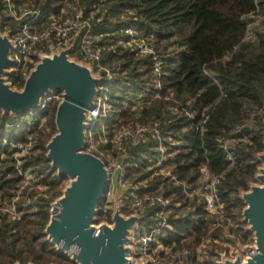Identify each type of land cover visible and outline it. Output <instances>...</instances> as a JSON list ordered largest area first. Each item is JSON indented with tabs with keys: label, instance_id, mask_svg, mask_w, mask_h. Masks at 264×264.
<instances>
[{
	"label": "trees",
	"instance_id": "trees-1",
	"mask_svg": "<svg viewBox=\"0 0 264 264\" xmlns=\"http://www.w3.org/2000/svg\"><path fill=\"white\" fill-rule=\"evenodd\" d=\"M26 1L41 9L42 19L69 14L71 6L91 18L94 45L100 50L101 62L113 73L107 96L109 113L104 119L108 135L129 126L153 124L167 154L163 167L177 180L195 186L203 164L210 175L222 172L216 190L224 203L222 223L229 234L223 237L246 244L251 232L241 221L244 203L240 192L254 182L260 165L256 155L264 151V110L260 112L264 103V0ZM3 16L0 4L2 31L7 24ZM125 30H132V36ZM131 38L147 42L152 53L141 54L136 46L128 45ZM8 78L17 89L22 87L24 80H18L14 73ZM141 92L145 93L143 104L136 105L134 99ZM59 101L52 99L34 113H0V136L20 143H26L29 136L35 140L22 167L33 172L39 186L44 187L21 192L19 218L0 216V264H76L57 250L44 232L50 204L61 195L67 178L58 175L46 157ZM251 115L250 127L243 130L248 141L233 146L234 161L228 166L220 144ZM6 123L12 126L6 128ZM94 136L98 138L97 132ZM124 145V151L103 146L113 157L128 151L126 178L139 184L141 193L162 192L170 198L173 211L187 204L193 207L185 215L170 214L164 244L175 249L196 247L210 228L211 217L201 203L189 201L168 177L150 176L157 155L153 136L145 134L140 143L125 141ZM15 166L13 151L7 146L0 148V201L12 198L21 183ZM104 200L97 205L96 224L111 222L112 209L104 208ZM133 211L124 198L121 213L130 215ZM143 221L142 217L138 229L148 226ZM220 233V228L211 231L206 260L198 264H218L219 252L227 250L213 242Z\"/></svg>",
	"mask_w": 264,
	"mask_h": 264
},
{
	"label": "built area",
	"instance_id": "built-area-1",
	"mask_svg": "<svg viewBox=\"0 0 264 264\" xmlns=\"http://www.w3.org/2000/svg\"><path fill=\"white\" fill-rule=\"evenodd\" d=\"M0 4H2L5 12L6 20L14 24L13 27H9L6 24V30L2 31V33H8L12 41V48L9 54L11 61L7 67L5 78L13 88L17 89L16 85L12 84L8 78L10 73H14L18 80H24L41 54H51L62 48H69V54L72 56L73 53L77 56L79 55L81 61H77L90 67L94 75L100 76L93 104L86 110L87 129L85 131L84 150L96 155L104 162L109 172V181L106 189L107 195L111 194L108 186L111 184H115V186L119 185L127 190L124 198L127 200L129 207L134 210L132 214L139 215L141 219L140 210L146 207L150 209L147 220L142 222L143 224L148 223V226L142 229H138L136 226L133 230L132 251L129 254L132 262L135 264L201 263L206 260V249L210 241L211 231L216 228H220L221 233L213 242H219L222 246L227 247V250L219 252L216 262H221V256L233 259L235 254H238L241 260H243L244 254L241 252V249L246 244L231 243L223 237L229 234L227 227L222 223L225 214L224 203L219 198L216 190V185L222 172L210 175L206 165L203 164L199 167V176L195 186H190L184 181L177 180L170 170L163 167L167 154L160 131L153 124L129 126L116 132L111 137L108 135L104 127V119L109 113L107 96L113 80V73L109 66L101 62L100 50L94 45L95 38L91 34V18L84 17L76 7L69 14H63L59 18L50 15L47 19H42L41 9L30 5L26 0H0ZM125 32L132 36V30H125ZM248 36L249 34L246 35V37ZM127 44L136 46L141 54L152 53V48L145 41L131 38ZM143 96H145L144 92L137 94L134 99L136 105L143 104ZM52 99H61V95L55 92L43 97L39 109L43 108ZM263 110L264 103L260 112ZM253 115L245 122L237 125L233 130L234 134L224 138L220 144L225 159L229 163L228 166L232 165L234 161L231 151L233 146L236 143L248 141V136L243 130L245 127H250ZM11 126V123L5 124L6 128H10ZM2 130V127H0V133ZM95 132L98 134L97 139L94 136ZM145 134H150L157 141V155L154 164L151 166L150 176L168 177L179 186L181 192H183L189 201L195 200L197 203H201L206 215L211 217L210 228L193 249L186 247H176L177 249H175L173 246H168L163 242L165 230L170 229V214L173 213L174 217L178 214L185 215L193 207L187 204L184 208L173 211L171 209L170 198L166 197L162 192L155 190L141 193L139 184H134L126 178L125 164L117 161L116 157H113L108 152V149L103 146L110 145L113 151H124L125 141L136 145L141 142ZM34 142L35 140L30 136L26 143H20L8 139L6 136H0V148L7 146L13 151L15 168L18 175L21 176V183L13 197L9 200L0 201V216L4 215L12 220L19 218L21 213L17 202L21 192L24 189H44V187L39 186L37 183L34 173L22 167L24 157L29 154L34 146ZM35 198L36 196H34V200ZM124 198L122 197V202ZM173 205L176 207L178 203H173Z\"/></svg>",
	"mask_w": 264,
	"mask_h": 264
},
{
	"label": "water",
	"instance_id": "water-1",
	"mask_svg": "<svg viewBox=\"0 0 264 264\" xmlns=\"http://www.w3.org/2000/svg\"><path fill=\"white\" fill-rule=\"evenodd\" d=\"M11 48L9 34L0 30L2 116L36 112L43 97L61 92L55 112L57 132L46 144V157L57 174L66 175L70 181L50 204L49 221L44 228L48 240L76 264H135L129 254L132 233L140 216L121 213L122 201H119L112 209L110 223L94 222L97 205L109 181L104 162L84 150L86 110L93 104L100 76L94 75L86 64L71 58L69 48H62L41 54L22 87L15 89L5 78ZM256 157L260 165L254 182L240 192L244 203L241 221L251 232V243L241 249L243 260L238 254L233 259L221 256L218 264H264V151Z\"/></svg>",
	"mask_w": 264,
	"mask_h": 264
},
{
	"label": "rangeland",
	"instance_id": "rangeland-1",
	"mask_svg": "<svg viewBox=\"0 0 264 264\" xmlns=\"http://www.w3.org/2000/svg\"><path fill=\"white\" fill-rule=\"evenodd\" d=\"M73 9H75L74 6H71V9H69V10H73ZM3 17L5 18V16H3ZM6 22H7V25L10 24L7 20H6ZM0 30L2 31V29H0ZM70 57L71 58H74V59H76L78 61H81L80 60L81 58L79 57V55L77 56L76 54H73V56L70 55ZM56 132H57V129L55 127V131L53 132V135ZM129 157H130L129 156V153L127 151L124 154H117L116 159H117V161H121L122 163H126L125 160L128 159ZM69 181H70V179L67 177L66 180H65V182H64V187L69 184ZM108 189L110 190L111 194L110 195H107L106 194V191L104 192V194H103V198H105V200H104V208L109 207L111 209H114L115 205L118 204L119 201H122V197L124 198V195H126L127 190H126V188L121 187L119 185H116L115 186V184H111L110 186H108ZM149 213H150V209L147 208V207L144 208L143 210H140V215H142V217L144 218V221L147 220V217H148ZM133 237H134V235L132 233L131 240H133ZM249 243H251L250 237H249V241L246 242V244H249Z\"/></svg>",
	"mask_w": 264,
	"mask_h": 264
}]
</instances>
